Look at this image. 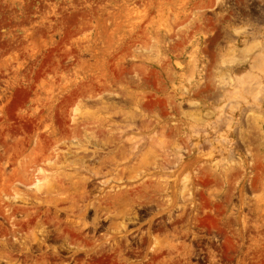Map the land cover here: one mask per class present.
<instances>
[{
  "label": "rangeland",
  "instance_id": "374dc122",
  "mask_svg": "<svg viewBox=\"0 0 264 264\" xmlns=\"http://www.w3.org/2000/svg\"><path fill=\"white\" fill-rule=\"evenodd\" d=\"M0 264H264V0H0Z\"/></svg>",
  "mask_w": 264,
  "mask_h": 264
},
{
  "label": "crops",
  "instance_id": "0c3cea01",
  "mask_svg": "<svg viewBox=\"0 0 264 264\" xmlns=\"http://www.w3.org/2000/svg\"><path fill=\"white\" fill-rule=\"evenodd\" d=\"M231 19V18H230ZM228 42V41H227ZM215 45V44H214ZM211 46H213V45H210L209 47H211ZM227 46V47H226ZM225 47H222L223 48V55H224V61H227V62H231V60L230 59H226V57H227V54H228V56L230 57V55H231V53L232 52H237L238 50H237V47L236 46H231L230 44L229 45H226ZM239 50H240V48H238ZM14 50H12V52H13ZM218 50L215 48V46H214V48H213V50H211L210 48H209V50H207L206 52L209 54L210 52L211 53H215V52H217ZM15 52H16V50H15ZM230 68H240L239 66H230ZM229 177V175H227L226 174V178H228ZM258 181H259V179L258 178H256L254 181H253V183H252V185H251V187H253V192L255 191L256 192V195H259V193H260V196H262V184H261V187L259 188L258 186H257V183H258ZM205 186H207L208 187V191L209 192H211V190H212V187L211 186H209L208 184H206ZM254 209L255 210H257L258 208L257 207H254ZM211 236H208L207 238H210Z\"/></svg>",
  "mask_w": 264,
  "mask_h": 264
}]
</instances>
